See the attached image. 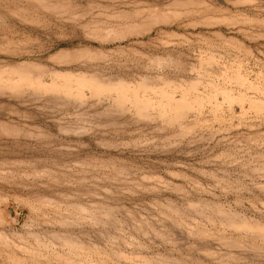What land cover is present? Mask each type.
<instances>
[{
  "label": "rangeland",
  "instance_id": "rangeland-1",
  "mask_svg": "<svg viewBox=\"0 0 264 264\" xmlns=\"http://www.w3.org/2000/svg\"><path fill=\"white\" fill-rule=\"evenodd\" d=\"M0 264H264V0H0Z\"/></svg>",
  "mask_w": 264,
  "mask_h": 264
}]
</instances>
